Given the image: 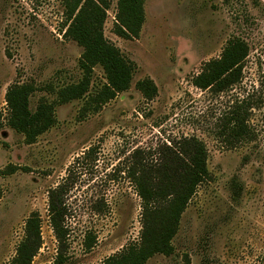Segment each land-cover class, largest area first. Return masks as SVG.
<instances>
[{"label": "rangeland", "instance_id": "1", "mask_svg": "<svg viewBox=\"0 0 264 264\" xmlns=\"http://www.w3.org/2000/svg\"><path fill=\"white\" fill-rule=\"evenodd\" d=\"M107 1L103 33L135 64L129 88L100 106L86 103L106 81L94 66L87 94L55 102V124L27 143L6 123L7 87L32 83L31 109L40 98L56 101L58 89L82 78V48L62 35V0H0V264H12L32 212L42 244L31 264L53 261L47 191L69 168L67 264H101L138 241L142 208L127 175L129 156L186 136L204 142L210 178L182 213L173 252L145 264H264V0H144V22L132 39L113 33L117 0ZM233 37L249 48L242 83L220 94L195 87L202 64ZM144 78L157 88L150 100L135 86ZM246 92L254 135L242 143L222 126L228 106ZM88 231L95 236L89 250Z\"/></svg>", "mask_w": 264, "mask_h": 264}, {"label": "trees", "instance_id": "2", "mask_svg": "<svg viewBox=\"0 0 264 264\" xmlns=\"http://www.w3.org/2000/svg\"><path fill=\"white\" fill-rule=\"evenodd\" d=\"M62 35L75 41L82 52L79 66L82 78L57 91L56 101L40 98L34 109L29 100L36 87L32 83L10 84L5 92L6 123L24 136L27 143L47 131L56 122L55 102L63 103L84 97L89 89L94 66H101L105 83L86 103L100 106L130 86L135 64L103 33L107 0H62ZM144 0H117L113 33L125 39L137 38L144 22ZM249 48L245 40L230 38L217 58L204 62L192 78L195 87L210 89L220 94L242 83L243 66ZM136 88L145 99H152L157 88L150 78L138 80ZM247 93V92H246ZM236 98L223 119L222 134L236 142L253 139L249 122L250 94ZM90 146L84 156L92 152ZM155 154L158 157H155ZM68 174L47 191V210L50 226L57 242L56 255L50 264H67L69 259L70 224L66 204L72 180ZM127 175L141 200L142 228L139 240L127 245L121 252L107 257L101 264H145L155 254L170 255L172 238L177 233L182 213L197 187L210 178L207 149L196 136H186L172 146H163L152 153L136 148L129 156ZM40 216L32 212L25 220L23 236L18 242L12 264H31L41 244ZM95 236L85 233L84 247L90 249Z\"/></svg>", "mask_w": 264, "mask_h": 264}]
</instances>
